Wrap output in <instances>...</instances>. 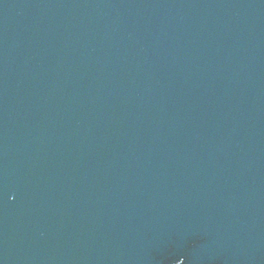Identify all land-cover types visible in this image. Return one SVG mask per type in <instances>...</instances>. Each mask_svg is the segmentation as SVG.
I'll list each match as a JSON object with an SVG mask.
<instances>
[{"label":"water","instance_id":"water-1","mask_svg":"<svg viewBox=\"0 0 264 264\" xmlns=\"http://www.w3.org/2000/svg\"><path fill=\"white\" fill-rule=\"evenodd\" d=\"M0 264H264V0H0Z\"/></svg>","mask_w":264,"mask_h":264}]
</instances>
